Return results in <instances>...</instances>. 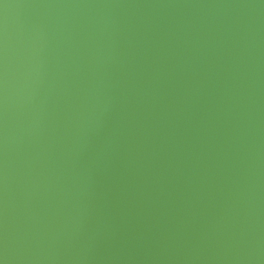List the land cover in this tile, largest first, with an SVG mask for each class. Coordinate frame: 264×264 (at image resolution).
<instances>
[{"label": "water", "instance_id": "1", "mask_svg": "<svg viewBox=\"0 0 264 264\" xmlns=\"http://www.w3.org/2000/svg\"><path fill=\"white\" fill-rule=\"evenodd\" d=\"M0 264H264V0H0Z\"/></svg>", "mask_w": 264, "mask_h": 264}]
</instances>
